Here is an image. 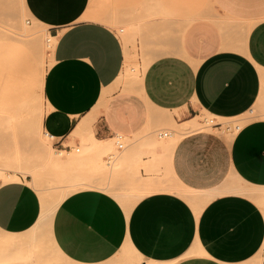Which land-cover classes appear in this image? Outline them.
I'll use <instances>...</instances> for the list:
<instances>
[{
    "label": "crops",
    "instance_id": "0c3cea01",
    "mask_svg": "<svg viewBox=\"0 0 264 264\" xmlns=\"http://www.w3.org/2000/svg\"><path fill=\"white\" fill-rule=\"evenodd\" d=\"M21 1L56 38L41 88L49 108L42 123L57 147L80 151L75 130L83 121L99 139L139 136L119 156L118 188L141 194L149 184L175 181L199 194L191 201L154 188L123 201L93 148L71 158L70 178L81 188L58 204L50 227H41L39 191L11 171L19 179L0 182V264H41L47 239L67 264H114L119 254L143 264H264V116L231 138L191 131L171 150L145 129L163 110L176 121L201 112L232 119L264 101V0ZM131 22L150 59L141 87L124 89L128 47L117 26ZM34 49L19 38L0 42L5 119L28 116L18 108L31 100ZM231 176L240 183L227 184Z\"/></svg>",
    "mask_w": 264,
    "mask_h": 264
},
{
    "label": "rangeland",
    "instance_id": "374dc122",
    "mask_svg": "<svg viewBox=\"0 0 264 264\" xmlns=\"http://www.w3.org/2000/svg\"><path fill=\"white\" fill-rule=\"evenodd\" d=\"M117 29L128 47L125 69L119 82L124 86V89H128L127 86L129 83L130 72H133L131 69L137 68L138 65H143L144 62L148 61L150 58L145 56V54H147L145 45L141 43L140 47H138L137 43L134 41L136 35L135 32L138 29V25H136L135 22L118 25ZM49 36L50 33L48 32L47 26L42 24L36 18L30 16L23 7L21 0H0V42L4 37L9 39L19 38L30 43L33 47L37 48L38 51L37 57L34 61L35 66L30 73L31 83L28 91L31 100L18 108L20 112H23L28 116L24 119L16 117L5 119L0 115V167L8 169H4V171L6 170L10 173L15 170V173H17L19 177L29 180V182L39 191L41 197L45 196L56 201L61 195L73 190L74 187L76 189L75 184L80 182V180L70 178L68 164V166L62 165L60 162L53 164L52 161L46 160L44 156H47L49 153V155L52 154L59 158H62V156L63 158H76L78 156L90 154L94 150L89 145L88 134L81 133L79 134L80 151L76 150L77 145L74 144L70 154L67 155L68 151L61 150L57 147L55 139L47 136L45 133L47 130L43 123L42 126L40 125L41 118L44 119L45 114L49 110L48 105L43 98L41 88L42 78L45 77L46 71L53 60L54 47L51 44L52 41L49 40ZM3 83V69L0 64V107L3 102ZM163 115L173 116V113L170 111H163ZM261 116H264V101L254 105L247 114L232 119L221 117L216 118L207 112H201L192 117H197L200 122V127L198 129L213 130L214 128L215 131L224 137L231 138L243 123ZM151 124L147 130L152 131V137H154L156 141L167 139V136H161L162 131L164 133V131L171 132L173 130V125L169 121L158 123L154 126H151ZM92 130L95 131L94 127L91 125L89 131ZM137 139H139V136L126 138V140L123 141L125 147L120 150L118 149L117 139L114 138L113 144L109 149L98 152L99 158L103 160V164H105L106 161V169L100 167L101 173L108 174L110 171L113 172V177L110 180L112 186L116 189L113 190V192L123 201L129 199L127 196L136 198L140 194V192L135 191L134 189L127 190V188H125V190L124 187H117L118 180L120 179L119 173L123 166L119 156L121 153L131 148L138 141ZM46 144H49L53 150L46 148ZM59 150L61 152L63 151L61 155L57 154ZM104 156H108L106 160L103 159ZM112 160L114 161L113 168L110 170L112 167L110 162ZM0 178L3 179V174L1 172ZM2 179H0V182L4 181ZM239 183L240 181L234 176H231L227 181V184L232 185H237ZM112 186L109 185L108 189H112ZM262 253L263 251H261L258 256L260 257L258 259L259 261H261ZM43 255L44 253L41 252L40 258H42ZM40 262L41 264L68 263L63 258L55 257L53 247L48 239L46 242L45 260L44 262ZM148 262L149 261H147V263ZM132 263L143 264V259L136 257L135 255H132L130 258H123L119 254L116 261H114V264Z\"/></svg>",
    "mask_w": 264,
    "mask_h": 264
},
{
    "label": "bare ground",
    "instance_id": "6f19581e",
    "mask_svg": "<svg viewBox=\"0 0 264 264\" xmlns=\"http://www.w3.org/2000/svg\"><path fill=\"white\" fill-rule=\"evenodd\" d=\"M49 40L52 41L51 44L54 47V44L56 42V38L55 37H52V36H49ZM35 49L37 51V48H35ZM145 68H146V64H144L143 67L142 66L141 67L138 66L137 68L131 69V71H133V72H130L129 71L130 72V76H129L128 86L132 87V89L133 88H140L141 87V85H142L141 84L142 83V76H143V72H144ZM42 85H43V83H42ZM136 90H138V89H136ZM163 111H166V110H163ZM163 111L160 112V114H157V115L154 114V113L151 114L150 121L147 124V126L145 127V129H147L149 127V125L151 123H154L155 121H158V122H160V121H166V122L169 121L173 125V130L171 132L164 131V133L162 131V135H161L162 137L163 136L164 137L167 136V139L162 141L164 148L167 149V150L173 149V147L176 146L175 144L185 134H187V133H189L191 131L197 130L200 127V122L198 121L197 117H191L189 119H185V120H182V121L179 122V121H176L173 118L172 115H170V116L163 115ZM42 120L43 119L41 118V120H40V125L41 126H42ZM213 130H214V128H213ZM86 132H87L88 138H89V145L92 148H94L97 152H100L101 150L109 149L112 146V144H113V139L114 138L107 139V140H103V139L97 138L95 136L93 130L92 131H89V123H87L86 121H83V122H81L78 125V127L75 130V133H78V134H81L82 133V134H84ZM141 132H143V131H141ZM45 133L47 134V136L52 137L47 132H45ZM165 133L167 135H165ZM52 138H54V137H52ZM45 147L48 148V149H50V150H53L49 144H46ZM62 152L59 150L57 152V154H60L61 155ZM68 154H70V151L67 152V155ZM44 157L46 158V160L52 161L53 164H57V163L60 162V164H62V165H67L68 164L69 167H70V162H71V158L70 157L63 158V156H62V158H59L58 156H54L52 154L49 155V153H48L47 156H44ZM113 162H114L113 160L110 162L111 165H112V167L110 169L113 168ZM102 167H104V168L106 167V161H105V164L102 165ZM0 172L3 174V180H4V182L5 181H11V180H18L19 179V177L17 176V174L13 175L12 173H10V172H8L6 170L4 171V169H0ZM154 182H155V180H154ZM145 183H148V181L147 182L144 181V185H145ZM141 184L143 185V182H141ZM75 185H76V189L78 187H80V185H77V184H75ZM152 185H153V182H152ZM155 186L153 185V187H150V184L147 185L146 186V190H144V192L141 195H139L137 197V199L140 198L141 196L145 195L146 193L153 191L154 188H156V189L160 188V190H162V189H164V190H171V192L172 191H174V192L176 191L177 193H179L180 195L184 196L185 198H187V199H189L191 201L192 200L195 201V200L198 199L197 198L198 197V194H199L198 191H195L194 189H189V188H186V187L179 186V185L175 184V181H174L173 184H162L161 186H158V185H157V187H155ZM106 188H108V187H106ZM74 190H75V187L73 188V190H70L68 193L61 195L58 199H56V201L54 199H53L54 200L53 201V200H51V199H49V198H47L45 196H42L41 197L42 198V211H41V215H40V217H39V219H38V221L36 223V226L50 227L56 207L58 206V204L69 193H71ZM134 202L133 203H129V202L126 201L125 204H126L127 207H132V204H134ZM54 255H55L56 258H61L63 256V252L60 251V250H58V249H55L54 250ZM54 261H56V260H54ZM147 264H170V263L149 260V262Z\"/></svg>",
    "mask_w": 264,
    "mask_h": 264
},
{
    "label": "built area",
    "instance_id": "2783aa9c",
    "mask_svg": "<svg viewBox=\"0 0 264 264\" xmlns=\"http://www.w3.org/2000/svg\"><path fill=\"white\" fill-rule=\"evenodd\" d=\"M165 135H167V134L165 133ZM115 138L117 139L118 147L123 148L125 146L124 142H123L125 140V136L121 133H117V134H115Z\"/></svg>",
    "mask_w": 264,
    "mask_h": 264
}]
</instances>
